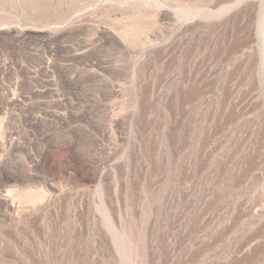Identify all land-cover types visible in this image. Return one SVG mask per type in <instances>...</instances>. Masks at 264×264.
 Segmentation results:
<instances>
[{"label":"rangeland","instance_id":"obj_1","mask_svg":"<svg viewBox=\"0 0 264 264\" xmlns=\"http://www.w3.org/2000/svg\"><path fill=\"white\" fill-rule=\"evenodd\" d=\"M0 264H264V0H0Z\"/></svg>","mask_w":264,"mask_h":264}]
</instances>
